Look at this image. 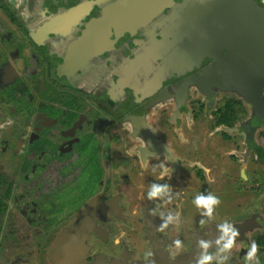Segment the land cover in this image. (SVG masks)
I'll list each match as a JSON object with an SVG mask.
<instances>
[{"label":"flooded vegetation","instance_id":"obj_1","mask_svg":"<svg viewBox=\"0 0 264 264\" xmlns=\"http://www.w3.org/2000/svg\"><path fill=\"white\" fill-rule=\"evenodd\" d=\"M252 5L264 12V0H0V180L17 167L0 264H164L208 235L212 264H256L255 218L188 210L206 195L208 133L264 166V90L256 105L242 95L264 51ZM241 224L224 251L222 228Z\"/></svg>","mask_w":264,"mask_h":264},{"label":"rangeland","instance_id":"obj_2","mask_svg":"<svg viewBox=\"0 0 264 264\" xmlns=\"http://www.w3.org/2000/svg\"><path fill=\"white\" fill-rule=\"evenodd\" d=\"M225 133L227 134V132ZM207 142L209 146L208 172L206 191L204 190L206 195L204 196H214L221 201L220 205L214 208L211 215L207 213V217L220 223L223 221L241 223L255 218L256 223L250 225L252 232L247 235L253 238L263 236L264 166L257 161L254 154L245 151L246 146L244 144L239 153H237L233 152L234 149L231 146V142L228 144L225 142L221 143L219 134H215L212 137L208 133ZM231 154L237 158V161L232 158ZM16 170V165L12 164L6 180H0L1 197L6 193L10 183L17 178ZM11 203L5 219V226L11 221V213L14 209H17L19 200L14 201L13 205ZM188 208L191 215L200 213L194 203H191ZM258 260L259 264H264V253L258 255Z\"/></svg>","mask_w":264,"mask_h":264},{"label":"water","instance_id":"obj_3","mask_svg":"<svg viewBox=\"0 0 264 264\" xmlns=\"http://www.w3.org/2000/svg\"><path fill=\"white\" fill-rule=\"evenodd\" d=\"M252 9L254 10L255 14L251 16L250 18H246L245 20L246 24L250 22V28H254V30L256 31L257 38H263V42H264V12L261 9H259L257 6L253 8V5H252L251 10ZM260 52L262 53L258 54L259 51L257 50L256 57L257 58L261 57L260 58L261 62H258V60H256V63L254 64L253 69H252L256 76L255 80L253 81L254 86L250 83H246L247 86L245 87L244 92H242V95L244 96V98L251 105H256L257 103H259V101L261 100V96L263 94V90H264V51H260ZM93 212H94V208L85 211L84 214L80 217L79 223L75 225L74 227L80 228V227L85 226L86 223L90 219H93ZM232 228L237 232L239 231L241 235H243V232L246 230L244 224L232 226ZM214 229L215 228H212V230ZM72 230L70 232L71 234H73ZM201 241H205L209 243L210 246L207 249H212L214 246L219 244L217 243V240H215L214 236L208 235L206 237H202L198 239L197 247L194 251V254L189 259H176V260L166 262L164 264H198L199 260L201 259V257L203 256L206 250L205 248L201 247L200 245ZM150 264H163V263H161L159 259L158 260L154 259Z\"/></svg>","mask_w":264,"mask_h":264},{"label":"clouds","instance_id":"obj_4","mask_svg":"<svg viewBox=\"0 0 264 264\" xmlns=\"http://www.w3.org/2000/svg\"><path fill=\"white\" fill-rule=\"evenodd\" d=\"M163 190L164 189L162 188L154 187V190L151 193H149V199L157 197L158 195H160V193ZM193 203L198 209H204L207 211L209 215H211L214 208L220 205L221 201L220 199L214 196L205 197L203 195H197L193 200ZM222 231L226 238V243L224 244L223 250L226 252H230L235 245L236 242L235 238L239 235V232L235 231L231 226H224L222 228ZM200 245L205 249H207L210 246L209 243L205 241H201ZM176 247L177 248L181 247V243L179 240L176 241ZM258 251H259V246L255 242H253L245 257L246 262L255 259L256 264H259V260L257 256ZM212 261H213V256L210 254H206L201 257L198 264H212Z\"/></svg>","mask_w":264,"mask_h":264},{"label":"trees","instance_id":"obj_5","mask_svg":"<svg viewBox=\"0 0 264 264\" xmlns=\"http://www.w3.org/2000/svg\"><path fill=\"white\" fill-rule=\"evenodd\" d=\"M262 140L264 141V135L262 136ZM263 156L264 155L262 154L261 157L264 160ZM17 189L23 190V185L18 186ZM4 209H5V207H4L3 203H2V201L0 200V213L2 211H4ZM257 242H258L259 245L264 246V237L257 238Z\"/></svg>","mask_w":264,"mask_h":264}]
</instances>
